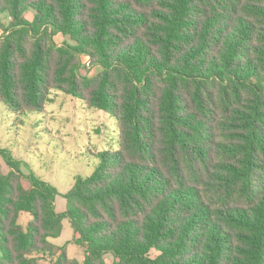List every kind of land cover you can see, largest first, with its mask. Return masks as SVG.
Returning a JSON list of instances; mask_svg holds the SVG:
<instances>
[{
	"label": "trees",
	"instance_id": "1",
	"mask_svg": "<svg viewBox=\"0 0 264 264\" xmlns=\"http://www.w3.org/2000/svg\"><path fill=\"white\" fill-rule=\"evenodd\" d=\"M0 31V102L65 94L113 117L119 143L64 213L0 152V264H264V0H0Z\"/></svg>",
	"mask_w": 264,
	"mask_h": 264
},
{
	"label": "rangeland",
	"instance_id": "2",
	"mask_svg": "<svg viewBox=\"0 0 264 264\" xmlns=\"http://www.w3.org/2000/svg\"><path fill=\"white\" fill-rule=\"evenodd\" d=\"M2 18L4 23L10 22V19ZM26 18L33 21L34 13L28 12ZM55 41L63 44L67 39L59 34ZM100 71L99 67L91 70L93 75ZM51 98L53 101L41 112L18 113L0 102V152L21 162L25 175L32 174L56 187L57 204H60L65 202L63 195L79 179L89 177L97 170L102 153L119 150L118 128L108 113L89 109L80 100L58 92ZM1 153L0 168L7 174L10 168ZM24 184L30 188L28 180H24ZM19 220L26 226L31 217L22 214ZM61 238L56 241L57 253L61 246L72 242L73 235L68 231L66 236L64 231ZM68 251L70 257L82 259L74 243L68 245ZM156 255L152 253V257ZM43 264L51 262L46 259Z\"/></svg>",
	"mask_w": 264,
	"mask_h": 264
},
{
	"label": "crops",
	"instance_id": "3",
	"mask_svg": "<svg viewBox=\"0 0 264 264\" xmlns=\"http://www.w3.org/2000/svg\"><path fill=\"white\" fill-rule=\"evenodd\" d=\"M25 185V184H24ZM26 187V186H25ZM65 200V199H64ZM55 205H56V211L58 212V213H64L65 211H66V209H67V203H66V200H65V202H63V203H58L57 204V199H56V203H55ZM22 216V215H21ZM21 218V217H20ZM20 221V220H19ZM25 227V226H24ZM65 227H67L66 229H65ZM64 231L66 232V236H67V232L69 231H71V233H72V235H73V230H72V228H71V225H70V223H69V221L68 220H64L63 221V231H62V234L64 233ZM62 234H61V236H62ZM61 236L58 238V239H54L53 240V243L55 244V246L57 245L56 244V241H58L59 239H62L61 238ZM68 243V242H67ZM56 247H58V246H56ZM62 247V246H61ZM67 252H68V256H69V251H68V248H67ZM59 253H57L56 252V255H58ZM79 254H80V257L82 258V259H77V260H79V261H83L84 260V253H83V251H81L80 249H79ZM70 257V256H69ZM70 258H72V257H70ZM72 259H76V258H72Z\"/></svg>",
	"mask_w": 264,
	"mask_h": 264
},
{
	"label": "built area",
	"instance_id": "4",
	"mask_svg": "<svg viewBox=\"0 0 264 264\" xmlns=\"http://www.w3.org/2000/svg\"><path fill=\"white\" fill-rule=\"evenodd\" d=\"M0 35H1V31H0ZM84 65H86L88 68H90V61H89L88 57H86V60L84 61Z\"/></svg>",
	"mask_w": 264,
	"mask_h": 264
}]
</instances>
